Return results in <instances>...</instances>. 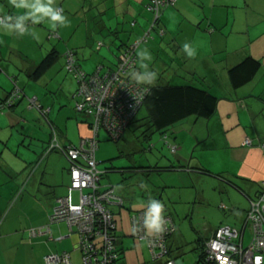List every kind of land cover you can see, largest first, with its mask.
Instances as JSON below:
<instances>
[{
  "label": "crops",
  "instance_id": "1",
  "mask_svg": "<svg viewBox=\"0 0 264 264\" xmlns=\"http://www.w3.org/2000/svg\"><path fill=\"white\" fill-rule=\"evenodd\" d=\"M107 1L108 0H105V2ZM115 3L116 5L119 3V6L116 7ZM112 4L115 9L119 8L118 28H121V31H124L123 29H128L129 31L124 32V34L127 33V38L125 39L128 41L127 43H135L141 40L150 27L149 22L142 20L145 14V10L143 12V9L145 8L146 0H112ZM54 6L61 7L57 3L54 4ZM22 11L23 10L13 8L10 4V0H0V15L21 14ZM107 15H110V13L108 12ZM130 21L134 22V26L130 25ZM41 23L42 25L44 24L45 27H32L33 24L31 21H28L27 25L29 28L31 27V30L30 33L24 35H20L15 31L0 29V102L6 98L13 87L19 88L23 95L21 100L11 104V106L0 108L4 109L0 112V162L10 161L12 163L17 157L11 156L10 158L5 155V147H7L9 142V140H5L7 137L5 131H8L11 137H13L14 132L16 133L17 145L15 144V146L17 152L20 150V146L23 145H21V143H24L23 139L26 136L20 133V128L27 127L26 123H24V125L20 123L24 119V117L21 116L24 102H26V106L28 104V111L32 112L35 108L30 106L29 99L35 97L42 109H50L49 112L52 111L46 100L40 98L37 94V96L33 95V97H28L24 89L25 86L32 88L26 80L27 78L35 81L40 79L42 75L38 78L33 76V72L39 62L34 60L28 62L25 60L20 50V43L23 41L25 42L28 37L34 39V35L39 31L47 34V40H49L47 44L49 45H51V40L59 38L58 35L57 37L50 36L53 32L50 30L52 27L51 22L47 18ZM103 25L106 27L104 22ZM158 25L164 29V34L161 36L159 28L155 30L158 32L156 35L151 33L152 30L150 31L151 37L147 42L151 43L150 47H152V51L148 50L145 46L140 48V45L138 47L139 50L137 49L138 57L135 71H144L142 64L149 63L150 60L155 59L161 68L159 71H156L157 76L151 82H180L182 81L180 76L182 75V71L185 73L186 77H189L192 81L196 78L210 80L211 84H208L207 87L216 96H218L219 93L217 90L218 87L216 86L218 78L221 77L223 81L225 80L223 84L224 91L222 90V94L218 96L220 100L217 114L204 123L205 132L207 131L206 136H196L195 132L192 131L190 134H192L191 136H193L192 140H194V142L192 141L193 144L191 147L193 149L199 143L207 140L213 142L215 138L211 136V130L215 131L214 127L219 129L226 144H228L226 147L228 149V154L223 162L224 166L218 173L225 174L226 177L238 182L250 197H254L259 189L260 183L264 179V151L262 149L264 146V132L261 133L262 128L256 125H253L255 128L254 130L250 129L246 120H249V118L252 119L255 115L256 110L252 108V100L258 99L263 102L262 96H264V0H177L174 7H168L162 11ZM32 33H34V35ZM54 33L57 34L56 32ZM234 36H236V38H234ZM185 43L190 44L191 48L194 50V56L189 57L183 50V45ZM39 45L35 43V46ZM52 45V48L60 54L59 46L54 43H52ZM123 45L124 44L120 45L121 48L118 47L117 56L115 60L111 62L107 61L106 53L112 50V46H108L109 48L106 52V50L102 51L99 48L100 46L97 47L96 45L94 49L99 51L102 56L91 53L87 48L81 49L78 55L75 54L78 66L87 73L95 72L97 69L104 72L107 68L115 66ZM48 48H46L45 51H47ZM69 50L73 51V49H68L67 51ZM144 50L150 52L151 58L149 60H145L140 55ZM67 51L63 53V56H65ZM246 56H251L258 60L261 63L260 70L251 82L237 90H233L228 83L227 71ZM156 62H154V64H156ZM51 66L43 75L47 73ZM69 74L73 78V81H71L73 86L69 90V93H71L70 99H72L77 84L74 76L71 73ZM261 111H264V106L261 107ZM79 119L81 120L77 122L78 137L69 140V132H67L61 135L60 138H57L61 145H78L81 137L90 135L88 125L81 122L83 121L81 117H79ZM197 124L198 120H195L194 126ZM35 131L36 128L32 126L30 128L31 140L28 144V147L31 149L28 148L26 150L24 148L28 152L27 155L33 158L30 166L21 176L12 172L9 177L14 180L19 177L21 180L18 181L21 183L24 182L26 186H28L35 180L38 176L37 174H39V187L37 185L35 194H28L30 200L26 203V208L30 211H25L26 217L24 221L23 218H9L12 208L8 209V206L0 196V213H6L7 209L5 216L2 218L0 217V264H7V256L9 257L12 246L20 247V245L27 251L25 252L26 256L22 258V264H45L44 259L46 256L51 254L61 255L64 252L69 254V264H82V253L78 247L79 236L76 228L69 227L64 221L51 223L49 219L57 203V199L67 194V188L70 184L69 169L67 170L68 176L66 174L64 175V172L61 173L62 182L68 178V184L65 186V194L64 188L58 187L54 179L51 180V184L44 183L46 172L41 169L40 172L37 173V170L41 168L39 166L40 163L43 162L45 154H49L55 150V148L51 151L48 150L50 138H47L45 143L43 142L44 140L41 142L38 139H34V136L36 138V136L39 135ZM176 138L177 137L174 135L172 141L168 144L170 146H175L174 152L179 151L180 147L176 144L177 142L179 143V140ZM246 138L251 140V145L244 144ZM45 144L47 151L43 155ZM40 151L42 154H38ZM36 154L39 155L38 159L35 158ZM11 170L16 171L12 168ZM186 170L187 172H191L188 169ZM4 175H6V172H4L3 166L0 165V178L8 177ZM177 175L180 174L178 173ZM9 180L12 181V179ZM3 184L5 183H3L2 179L0 186ZM100 185L102 188L109 186L113 187L114 194L123 200L122 206L114 203L108 205L115 221L116 246L119 251V244L121 243L123 247L124 243L129 240L127 234L128 229L130 230L131 228L134 240H140L134 234L132 217L136 213L143 212L146 220L145 207L147 209V207L150 206V200H143V198L131 200L126 198L128 201L125 202L124 197L127 196L128 191L127 193H125L126 190L118 191L109 181L101 182L100 180ZM162 187L167 188L168 186ZM12 191L10 190L8 194L10 198L11 195L16 193V191L14 193ZM74 194H76V199H74ZM163 194H165V192H163ZM153 198L156 197H152L151 199ZM73 200L75 202L78 201L77 192L73 193ZM32 201L36 203L32 204ZM125 204H127L128 208L124 209ZM245 204L246 206L245 209L243 208V215L240 218V223L243 221L245 211L248 208V202ZM164 205V213L171 218L175 226L173 216L170 212L171 209L168 208L166 203H164ZM33 229H41L42 232L33 235L31 234V230ZM213 232L214 231H212L211 234ZM145 234L147 236L152 235L148 232L146 224ZM174 234L175 230L169 236V239L172 238ZM168 241L167 246L170 249ZM173 261L176 262L175 259H173ZM176 263L179 264L178 262Z\"/></svg>",
  "mask_w": 264,
  "mask_h": 264
},
{
  "label": "rangeland",
  "instance_id": "2",
  "mask_svg": "<svg viewBox=\"0 0 264 264\" xmlns=\"http://www.w3.org/2000/svg\"><path fill=\"white\" fill-rule=\"evenodd\" d=\"M56 3L61 6L62 14L68 20L67 24H57L55 28H50L52 32L57 33L59 38L51 40V45H49L47 44L49 42L47 34L39 31L34 35L35 40L28 37L25 42L20 43L23 58L28 62L31 60L40 62L53 49L52 43L60 48L58 59L47 73L35 81L27 78L26 80L32 88L24 87L28 97L39 95L40 98L48 102L47 104L52 111L49 112L50 109L40 111L35 108L30 112L28 111V104L26 106V102H24L21 111V116L24 119L20 123L21 125L26 123L27 127H19L20 133L26 136L23 139L24 143H21L22 146L19 145L21 148L17 152L15 146V144L17 145L16 133L14 132L13 137H11L8 131H5L7 134L5 140H9L7 147H5V155L10 158L11 156L17 157L12 163L10 161L0 162L8 176L0 178V183L2 179L5 183L0 186L1 199L6 203L8 209L12 208L9 218H23V221L26 217L25 211H30L26 208V203L30 200L28 194H35L37 185L39 187V174L28 186L24 182H19L18 180H21L19 177L14 180L9 175L13 172L21 176L32 162L33 158L28 156L26 151L30 148L28 147L31 140L30 128L35 127V132L40 135L36 138L34 136V139L41 142L44 140L45 143L47 138H50V144L54 142L51 127L56 130V139L67 132H69V140L71 138L76 139L79 134L77 122L81 119H79L80 115L74 109V99H70L71 93H69L70 88L73 86L71 82L73 78L64 68L65 56H63V53L68 49H73L74 52L76 51L75 54L78 55L81 49L87 48L91 53L102 56L99 51L94 49L100 43L99 48L102 51L106 50L107 52L108 48L112 46V50L106 53L107 61L111 62L117 56L118 47L121 44H128V41L125 40L127 33L124 34V32L129 31L128 29L121 31V28H118L119 8H114L112 0L107 2L105 0H54V4ZM117 6H119V3ZM144 10L145 14L142 20L150 23L154 18V14L145 8L143 12ZM108 12L110 15H107ZM103 22L106 27H104ZM40 26L45 27L41 22L33 24L32 27L39 28ZM159 28L162 27L159 26ZM156 29L158 28L155 27L152 30L153 35L158 33L155 31ZM35 43L40 45L35 46ZM150 45L151 43L146 41L141 44L140 48L145 46L152 51ZM46 48H48L47 51H45ZM154 62H156L155 59H152L149 63H146L148 64V70L159 71L161 66L157 62L154 64ZM181 74L182 81L180 83L191 82L196 86L211 84L208 79L196 78L192 81V79L186 77L184 72L181 71ZM224 81L223 78L219 77L216 82V86L219 88H217L218 96L222 94V90L224 91ZM176 83L179 84V82ZM262 100L263 102L258 99L252 100V108L256 110L255 115L252 119L246 120L252 130L255 129L253 125L260 126L262 128L261 133L264 132V111H261V107L264 106V96H262ZM2 110L4 109H0V112ZM197 120L198 124L196 126H194L195 117L191 116L165 129L156 130L148 120L147 111L144 108L138 116V121L125 132L118 142L109 140L106 132L102 130L96 151L98 170L108 171L102 175L101 182L109 181L118 191L126 190L125 193L128 191L127 196L124 197L125 202L128 201L126 198L150 200L152 197H156L155 199L166 203L168 208L171 209L170 212L175 223V234L168 241L170 257H167V259L173 258L179 264H201L198 260L200 242L207 240L211 232L221 225L239 228L243 208L245 209V203H247L243 194L240 193L241 190H239L241 188L244 191V188L231 178L226 177L225 174L218 173L224 166L223 162L228 154L226 148L228 144H226L219 129L214 127L215 131L211 130V136L215 138L213 142L210 140L203 141L195 147L193 146L192 149V141L194 142V140H192L193 136L190 133L193 131L196 136H206L207 134L204 125L207 120L200 118ZM174 135L179 140V143H176L177 146H180L179 151L176 152H172L170 145H168ZM57 142L61 146L58 139ZM44 146L43 155L47 151L46 144ZM38 154H42V152L40 151ZM38 157L39 155L36 154L35 158L38 159ZM39 167L41 168L37 170V173L41 169L46 172L44 183L51 184V180L54 179L58 187L64 188L65 194L68 178L62 182L61 173L64 172V175L68 176L67 170L70 167L68 158L58 150H53L49 154H45ZM11 168L16 171L11 170ZM186 169L191 172H187ZM178 173L180 175H177ZM218 175H221L223 179L217 177ZM9 179H12V181ZM232 183L237 184L239 188L231 185ZM162 186L168 187L164 188ZM10 190H13V193L16 191L13 194L14 196L11 195V198L8 196ZM74 199H76V194H74ZM31 203L35 204L36 202L32 201ZM125 208H128L127 204L124 205ZM147 209L145 207L146 211ZM6 213H0V217H4ZM127 232L129 240L124 243L123 247L121 243L119 244V258L115 261V264H156L151 257L146 241L134 240L131 228ZM248 242L249 231L247 230L245 243L248 244ZM25 252L27 251L21 245L20 247L12 246L9 257L7 256V264H22V258L26 256Z\"/></svg>",
  "mask_w": 264,
  "mask_h": 264
},
{
  "label": "built area",
  "instance_id": "3",
  "mask_svg": "<svg viewBox=\"0 0 264 264\" xmlns=\"http://www.w3.org/2000/svg\"><path fill=\"white\" fill-rule=\"evenodd\" d=\"M177 0H147L146 8L154 14L153 23L162 10L172 7ZM63 12L61 7H57ZM3 16V15H0ZM15 21H12L14 23ZM51 37H57L54 32ZM148 32L121 54L115 71L86 74L80 69L75 53L69 50L65 54L64 68L71 73L77 83L73 95L76 111L84 113L90 119L88 128L90 135L80 140L77 146H59L52 128L54 142L49 149L57 148L70 161V184L67 194L59 199L54 206L49 219L51 223L66 222L69 227H75L78 233V247L82 253V264H114L118 257L116 252V237L113 230L115 222L109 204L123 205V200L114 194L113 187L102 188L100 185L102 172L97 169L96 150L98 146V131H106L117 140L123 129L137 113L147 89L136 82L124 80L134 62V46L146 40ZM98 46H101L99 43ZM19 94L18 88L12 96ZM9 100V99H8ZM31 107L40 111L41 105L36 98L29 99ZM9 102L0 104V108L10 106ZM244 144L251 145L246 138ZM264 151V146L262 147ZM175 151V146L171 147ZM264 186V179L262 180ZM78 193V201L73 200V193ZM134 234L147 243L152 259L160 264H177L173 260L162 261L168 256L167 241L174 232L175 226L169 216H164L163 231L147 236L145 234V218L143 212L132 217ZM249 231V242L245 243L246 231ZM41 229L31 230V234H39ZM45 264H69V254H51L45 257ZM201 264H264V187L257 199L251 201L245 225L242 229L230 226L218 227L205 241Z\"/></svg>",
  "mask_w": 264,
  "mask_h": 264
},
{
  "label": "trees",
  "instance_id": "4",
  "mask_svg": "<svg viewBox=\"0 0 264 264\" xmlns=\"http://www.w3.org/2000/svg\"><path fill=\"white\" fill-rule=\"evenodd\" d=\"M146 4H147V0H146ZM146 4H145V9L148 10L146 8ZM174 6H172V7H174ZM160 15H161V13H160ZM160 15L155 20V23H153L154 18L152 21H150V27L148 30V36H147L146 40L140 41V43L138 45L133 47L134 48L133 66L127 72H125V74L122 75L124 80H127L129 82H136V83L142 85L144 88H146L147 94H146L145 98L142 100L141 106L138 108L135 116L130 120L129 124L123 129L122 134L120 135V138H118L117 140L112 139L108 135V133L105 131L109 140L118 142L123 137V134L125 133V131L138 121L137 116H138V114H140V112L144 108L147 111L148 120L151 122V124L154 126V128L156 130L165 129L168 126H171V125H173V124H175V123H177L183 119L189 118L191 116H194L195 120H197L199 118L204 119V120H209L217 114L218 103H219L220 98L218 96H216L215 94H213V92L210 91V89L207 86H205L204 84L202 86H196V85L192 84L191 82H189V83H180L179 82V84L174 83V82L173 83H171V82L164 83L162 81L142 82V81L137 80L132 75V73L136 69V62H137V57H138L137 49L142 43H145L146 41L150 40V37H151L150 31L151 30H153L155 27L159 28L158 24H159V20H160ZM130 25L134 26V22L130 21ZM159 30H160L161 36H163L164 30L162 28H159ZM134 44L135 43L125 44L124 47H122V50L120 51V56L118 58L117 63L115 64V66L112 68H107L106 70H104V72H101V70H99V73L103 74L105 72L115 71L118 67L122 52H124L126 50V48H130ZM119 48H121V46ZM57 56H58L57 51L55 49H51L50 52H48L42 58V60L38 63V65L36 66V68L33 72V76L35 78H38L41 75H43V73L57 59ZM260 67H261V63L258 60H256L255 58H253L251 56H246L238 64H236V65H234L228 69L227 78H228V83H229L230 87L233 90H237V89L245 86L246 84H248L249 82H251L254 79V77L256 76L258 71L260 70ZM85 73L86 74H92L94 72H92V73L85 72ZM14 89L15 88L13 87L11 89V91L8 93V95L6 96V98L0 102V104L5 103L6 101L9 102V100H10V104H14L15 102H17L18 100H21L23 98L22 92L19 88H18L19 94H17L16 96H12L13 98H11V95H12V92ZM75 91H76V89H75ZM74 109L76 111L75 105H74ZM76 112L83 119V121H81V122H83L87 125L91 123L88 116H86L84 113H80L78 111H76ZM52 128L53 127H51V129ZM101 131H102V129L100 131H98V135L96 136V138L98 137V145H99V137H100ZM55 132H56V130H55ZM82 138H84V137H81V139ZM251 144H252V142H251ZM70 145L71 146H77V145H72V144H70ZM66 146H69V145H61V147H66ZM171 147L172 146H170V148ZM97 148H98V146H97ZM51 150L52 149H50V151ZM55 150H58V149L55 148ZM59 152L62 153L61 151H59ZM101 172H102V175H104L108 171H101ZM102 175H101V178H102ZM217 177H219L220 179H223V177L221 175H218ZM234 182H236V181H234ZM236 183H238V182H236ZM231 185H233L236 188H239L237 184L235 185L232 183ZM263 187L264 186L262 185V183H260L259 189L256 192L254 197H250L246 193L245 190L243 191L241 188H239V190H241L240 193L243 194V196L246 198V200L248 202V208L245 211L244 219L241 222V226L239 228L235 227V226L234 227L230 226V227H233V228H236L239 230L243 228V226L245 225L247 213L251 207V201H254L257 199L258 195L263 190ZM166 215L167 214L164 213V216H166ZM221 226H228V225H221ZM221 226H219V227H221ZM113 232H114V235L116 237L115 229L113 230ZM204 243H205V241L200 242V255H199V259H198L199 263H201V257H202V251H203ZM115 246H116V243H115ZM116 252L118 254V257H117V259H118L119 258V251L117 250V246H116ZM167 257H170V249L168 250V256ZM167 257H165L166 259H162V261H167L169 259V258L167 259ZM153 260L156 262V264H160L159 261H157L155 259H153ZM114 264H115V262H114Z\"/></svg>",
  "mask_w": 264,
  "mask_h": 264
},
{
  "label": "clouds",
  "instance_id": "5",
  "mask_svg": "<svg viewBox=\"0 0 264 264\" xmlns=\"http://www.w3.org/2000/svg\"><path fill=\"white\" fill-rule=\"evenodd\" d=\"M10 4L17 10H23L21 14H6L0 16V29L15 31L20 35L30 33L27 25L28 21L32 24H38L47 18L51 26L55 28L57 24L64 25L68 23L67 17L54 6V0H10ZM12 21H15L12 23ZM34 35V33H32ZM183 50L189 57L194 56V50L190 44L185 43ZM140 55L145 59L151 58L150 52L144 50ZM144 71H134L132 75L139 81L151 82L157 76L155 71L148 70V64H142ZM149 207L145 212V224L151 234L161 233L164 224L165 205L158 199H150Z\"/></svg>",
  "mask_w": 264,
  "mask_h": 264
}]
</instances>
